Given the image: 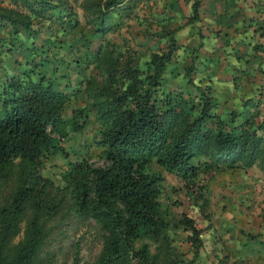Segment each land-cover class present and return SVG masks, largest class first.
Returning a JSON list of instances; mask_svg holds the SVG:
<instances>
[{"label":"rangeland","instance_id":"rangeland-1","mask_svg":"<svg viewBox=\"0 0 264 264\" xmlns=\"http://www.w3.org/2000/svg\"><path fill=\"white\" fill-rule=\"evenodd\" d=\"M81 1L65 0L62 7L44 11L42 18L31 16V31L0 26V83L5 74L19 75L24 69L32 76L43 73L66 93L64 134L55 135L61 149L44 160L41 170L48 181L46 202L58 200L45 222L48 231L41 248L43 264H95L102 247L99 225L68 212L62 182L70 162L84 158L102 163L96 149L86 148L99 128L89 108L94 89L90 82L88 88L86 81L95 77L98 84L100 76L92 55L81 57L79 51L73 54L66 50L75 37L83 35L88 40L91 54L112 48L114 55L120 54V65L130 59L134 66L145 69L150 54L165 48L168 31H172L178 47L156 88L160 106L183 99L194 105L192 114H196L198 88L208 87L211 111L226 125L231 123V111L237 113V123L252 118L255 124L261 118L256 112L264 111V0H119L105 16L104 25L110 30L104 34L86 22ZM194 1L198 18L190 23ZM72 17L77 24L69 29L65 22ZM34 62L36 65H31ZM71 122L81 124L80 129L71 131ZM214 122L209 119L205 125L214 129ZM151 168L164 178L160 201L168 217L183 214L192 218L201 245L194 250L186 231L167 229L162 242L149 244L148 264H264V174L257 165L199 170L198 181L205 188L202 197L190 192L174 173L154 162ZM14 187L12 174L6 180L0 178V206L8 201ZM32 212L30 201L24 219ZM23 225L24 220L20 227ZM21 236L20 230L12 241Z\"/></svg>","mask_w":264,"mask_h":264},{"label":"trees","instance_id":"trees-1","mask_svg":"<svg viewBox=\"0 0 264 264\" xmlns=\"http://www.w3.org/2000/svg\"><path fill=\"white\" fill-rule=\"evenodd\" d=\"M49 1L0 0V26L31 31V16L42 18L44 11L66 3ZM81 2L87 23L94 24L101 34L110 30L104 19L119 0ZM197 8L194 1L190 23L198 18ZM72 18L65 22L69 29L77 24ZM226 31L224 39L228 37ZM177 47L173 32L168 31L165 48L152 52L146 68L140 69L130 59L120 65V54L114 55L112 48L91 54L83 35L67 45L66 50L73 54L92 55L96 75L100 76L98 84L95 77L86 81L87 87L94 89L89 108L99 128L85 145L87 150L96 149L102 163L82 158L70 162L62 176L68 212L91 218L103 232L95 264H148L149 244L162 242L167 229L186 231L191 247H200V232L192 218L183 214L168 217L160 201L164 178L152 170L153 162L174 173L200 197L205 191L204 183L198 181L201 169L257 165L264 174V111L256 112L261 116L256 124L252 118L237 123V113L231 111V123L226 125L211 111L208 87L198 88L196 114H192L194 105L183 99L164 106L157 103L160 75ZM9 49L13 50V45ZM65 94L43 73L32 76L24 69L19 75L5 74L0 83V178L6 180L10 174L15 178L8 201L0 206V264H43L41 248L48 231L45 222L56 210L58 200L46 202L48 181L41 170L44 160L61 149L57 137L63 136L67 122L62 115ZM209 119L215 120L214 129L205 125ZM69 126L71 131H78L81 124L71 122ZM30 201L33 212L24 219ZM20 230L21 238L13 242Z\"/></svg>","mask_w":264,"mask_h":264}]
</instances>
